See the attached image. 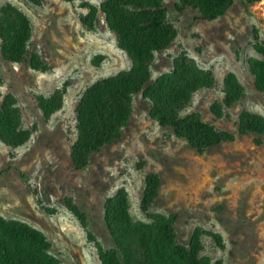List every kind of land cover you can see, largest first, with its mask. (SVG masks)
<instances>
[{"label":"rangeland","instance_id":"374dc122","mask_svg":"<svg viewBox=\"0 0 264 264\" xmlns=\"http://www.w3.org/2000/svg\"><path fill=\"white\" fill-rule=\"evenodd\" d=\"M103 1L42 0L35 5L0 0V5L11 2L29 17V50L51 66L40 71L26 62H9L0 49V93H13L23 127H34L21 146L0 142V214L41 230L63 264H101L97 244L113 246L104 221L105 201L125 188L134 219L149 221L153 213H175L179 243L187 245L200 228L222 236V247L207 232L201 237L200 254L213 262L264 264V135L237 133L242 109L264 115V92L255 87L248 64L250 57H264V0L248 5L236 0L214 20L197 18L198 11L191 7L178 10L177 0H164L177 36L167 49L156 52L152 79L172 70L182 53L194 58L211 71L216 83L194 92L182 114L198 112L216 128L233 132L234 140L199 152L170 127L159 125L150 115V100L138 93L120 137L78 170L70 157L78 100L90 84L132 66L101 12L92 26L80 19L88 12L87 4L99 7ZM228 72L236 74L245 95L232 106L223 104V115L216 117L211 105L223 103ZM63 84L62 107L45 120L36 96H48ZM148 172L160 176L161 187L144 211L140 201ZM70 206L84 214L85 226Z\"/></svg>","mask_w":264,"mask_h":264},{"label":"trees","instance_id":"16d2710c","mask_svg":"<svg viewBox=\"0 0 264 264\" xmlns=\"http://www.w3.org/2000/svg\"><path fill=\"white\" fill-rule=\"evenodd\" d=\"M28 1L35 5L42 3V0ZM235 1L177 0L176 6L180 11L194 8L199 13L197 18L214 20L223 16ZM240 1L248 5L263 0ZM87 6L88 12L80 17L82 23L92 26L101 12L131 58L132 66L90 84L78 100L77 135L70 150L75 169H84L95 152L120 137L132 115L133 96L138 93L150 100V115L159 125L170 127L177 137L185 139L199 152L234 140L233 132L216 128L204 121L198 112L182 114L194 92L211 88L216 83L211 71L199 66L194 58L182 53L174 59L172 70L152 79L151 66L156 52L167 49L177 36L175 27L168 21L164 0H104L99 7ZM31 36L29 17L11 2L0 5L2 57L9 62H26L35 70L47 71L51 66L37 52L29 50ZM248 64L255 87L264 92V57H250ZM65 92L66 85L63 84L48 96H36L45 120L62 107ZM222 93L223 103L215 101L211 105V112L216 117L223 115V104L232 106L245 95L235 73L225 75ZM0 98V142L11 148L21 146L29 140L34 127H23L21 109L13 93H0ZM237 133L264 135V115L242 109L238 115ZM261 141L256 139L257 144ZM160 187V176L148 172L140 201L142 210H149ZM70 208L85 226L84 214L74 206ZM104 208V221L113 246L105 248L97 244L101 264H223L221 260L213 262L200 254L201 237L206 232L217 245L223 246L219 233L196 228L188 244H181L175 230L176 214L153 213L149 221L134 219L125 188L109 196ZM0 264L63 263L52 254L51 242L41 230L0 214Z\"/></svg>","mask_w":264,"mask_h":264}]
</instances>
